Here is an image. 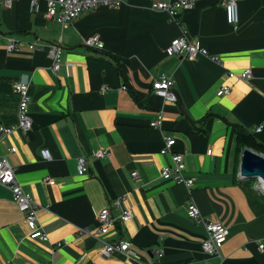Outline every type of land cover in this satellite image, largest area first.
I'll return each instance as SVG.
<instances>
[{"label":"crops","instance_id":"0c3cea01","mask_svg":"<svg viewBox=\"0 0 264 264\" xmlns=\"http://www.w3.org/2000/svg\"><path fill=\"white\" fill-rule=\"evenodd\" d=\"M1 1L0 125L17 123L13 86L25 79L32 127L27 134L15 131L2 138L0 157L39 204L38 222L48 240L28 238L22 213L0 185V261L201 264L207 234L203 224L187 217L193 203L204 220L228 230L220 259L209 258L210 264H264V196L240 178L245 148L233 129L238 125L264 144V0L238 2L235 26L226 22L222 0H197L177 21L149 8L153 1L173 0H126L116 8L85 11L65 28L44 18L46 0H38L35 12L30 0H11L9 8ZM182 32L222 66L207 57L189 62L169 56L166 48ZM94 34L102 50L83 45ZM8 36L22 45L19 52H6ZM38 42L61 48L56 74L46 48L26 46ZM247 69L249 80L227 77ZM161 76L173 81L175 103L152 93L153 80ZM221 86H228L227 95H218ZM160 112L162 129H153L149 123ZM164 136L175 140L173 152L183 156L185 175L194 179L190 189L160 177V169L170 164L169 155L160 154ZM10 147L15 153H8ZM101 148L110 156L94 159L92 153ZM42 149L49 160L41 158ZM80 157L88 166L83 175L76 170ZM104 208L114 218L121 209L131 210L129 221H116L104 236L128 241L130 253L103 257L94 238L78 236L79 230L97 226Z\"/></svg>","mask_w":264,"mask_h":264},{"label":"built area","instance_id":"2783aa9c","mask_svg":"<svg viewBox=\"0 0 264 264\" xmlns=\"http://www.w3.org/2000/svg\"><path fill=\"white\" fill-rule=\"evenodd\" d=\"M126 0H46V11L44 18L46 20H52L57 22L61 28H65L70 22L77 19L83 12L93 10L99 7L116 8L125 3ZM197 0H173L169 2L153 1L149 8L154 11L165 12L169 15L170 19L177 21V14L179 12L190 10L194 7ZM242 0H222V7L224 10L226 22L232 26L238 23V2ZM1 5L4 8L11 6V0H2ZM30 8L32 11H37L38 0H30ZM85 47L102 50L103 43L98 35L94 34L82 40ZM26 46L31 50L47 49L51 58L50 70L53 74H56L62 65V50L58 45L45 44L43 42L28 43ZM22 45L16 42L11 36L6 37L5 50L8 53L19 52ZM166 53L169 56L179 55L191 62L199 57H207L212 62L222 66L221 60L214 55L207 52L206 49L199 47L197 44L189 41L187 36L182 32L181 36L173 39L168 47ZM228 78H236L238 80H249L251 78V71L249 69L244 70L241 73L235 74L228 72ZM173 81L170 78L161 76L158 79L153 80L151 91L153 94L161 97L165 102L175 103L177 101L176 96L172 91ZM14 92L18 95V107H17V123L10 127L0 125V140L9 136L15 131H20L22 134H27L32 127V121L29 117L28 103V82L27 80H21L14 84ZM122 90H127L123 85ZM229 93L228 86H221L219 88L218 95H227ZM160 112L156 119L149 123V126L153 129L161 130L163 116ZM262 126H257L255 131H261ZM175 140L172 137H163V147L160 150L161 155H169L170 164L163 166L160 169V177L164 180H170L176 184L183 185L186 189H190L194 184V179L185 175V165L183 156L180 153L173 152V146ZM16 149L10 147L8 153H15ZM40 156L43 160H49L50 154L47 149L40 150ZM94 159H105L110 156V152L107 149H98L91 155ZM76 170L79 175H83L88 171V166L85 158L80 157L76 160ZM132 178H138V174L133 172ZM44 182L49 183L51 179L45 177ZM255 189L258 193L264 196V184L260 180ZM0 185L6 188L12 196V199L18 210L22 213L24 224L29 230L28 238L30 240L47 241L48 237L44 232L42 226L38 222V213L41 210L39 204H37L17 182L15 177V170L10 165L6 157H0ZM120 201L116 200L115 205H119ZM186 214L189 219L195 223L203 224L206 230V238L201 242V250L204 254V259L201 264H210L209 258L220 259V249L228 236L227 228L220 222L206 221L204 220L197 207L190 203L186 208ZM97 226L92 230H79L78 236H90L96 240L99 244L98 250L103 257H108L114 253L128 254L130 253V243L125 240L107 241L104 236L112 229L116 221L125 223L132 218L131 210L125 208L121 209V212L117 218L110 215L107 208L102 209L96 216ZM67 244V243H64ZM57 246H61L58 243ZM258 249L262 250L263 245L259 244ZM162 252L157 251V257H161ZM0 264H11L10 262H2ZM40 264V263H37ZM178 264H190V263H178Z\"/></svg>","mask_w":264,"mask_h":264},{"label":"water","instance_id":"95a60500","mask_svg":"<svg viewBox=\"0 0 264 264\" xmlns=\"http://www.w3.org/2000/svg\"><path fill=\"white\" fill-rule=\"evenodd\" d=\"M181 108L183 109L182 105ZM239 175L243 180L251 181L255 179L262 181L264 184V156L251 149H243L239 166Z\"/></svg>","mask_w":264,"mask_h":264},{"label":"trees","instance_id":"16d2710c","mask_svg":"<svg viewBox=\"0 0 264 264\" xmlns=\"http://www.w3.org/2000/svg\"><path fill=\"white\" fill-rule=\"evenodd\" d=\"M234 132L236 133V139L238 144L242 148L251 149L257 153L264 155V144L256 141L253 136L246 131H244L240 126L234 125ZM251 182L255 183L256 180H251Z\"/></svg>","mask_w":264,"mask_h":264},{"label":"rangeland","instance_id":"374dc122","mask_svg":"<svg viewBox=\"0 0 264 264\" xmlns=\"http://www.w3.org/2000/svg\"><path fill=\"white\" fill-rule=\"evenodd\" d=\"M263 156H264V155H263ZM254 181H255V179H254ZM257 183H258V181L254 183V186L257 185Z\"/></svg>","mask_w":264,"mask_h":264}]
</instances>
